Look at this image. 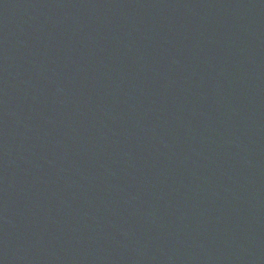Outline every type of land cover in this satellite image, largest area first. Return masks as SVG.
<instances>
[{"label":"water","instance_id":"95a60500","mask_svg":"<svg viewBox=\"0 0 264 264\" xmlns=\"http://www.w3.org/2000/svg\"><path fill=\"white\" fill-rule=\"evenodd\" d=\"M0 264H264V0H0Z\"/></svg>","mask_w":264,"mask_h":264}]
</instances>
